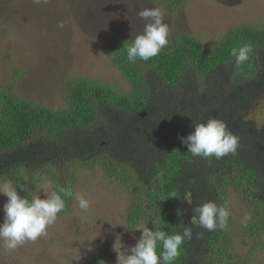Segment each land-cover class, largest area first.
Returning a JSON list of instances; mask_svg holds the SVG:
<instances>
[{"label": "trees", "instance_id": "1", "mask_svg": "<svg viewBox=\"0 0 264 264\" xmlns=\"http://www.w3.org/2000/svg\"><path fill=\"white\" fill-rule=\"evenodd\" d=\"M184 1L155 0L168 17ZM202 37L180 33L159 55L129 63L131 41L107 33L109 64L129 89L101 76L68 74L61 107L0 88V182L11 180L29 199L46 181L75 193L81 173L99 168L107 181L129 191V230L152 229L154 220L169 232L192 227V239L173 264H251L264 257L263 105L251 114L264 103V17L227 26L214 43ZM245 43L253 52L238 67L231 50ZM194 76L216 78L205 84ZM210 118L225 121L239 137L234 155L194 157L181 143L193 125ZM73 199L66 198L59 215L70 211ZM209 200L229 202L226 230L191 224L192 209ZM246 214L251 219L244 226ZM98 254L89 264H117L107 249Z\"/></svg>", "mask_w": 264, "mask_h": 264}, {"label": "rangeland", "instance_id": "2", "mask_svg": "<svg viewBox=\"0 0 264 264\" xmlns=\"http://www.w3.org/2000/svg\"><path fill=\"white\" fill-rule=\"evenodd\" d=\"M152 7H158L155 0H0V88L53 107L65 104L62 79L68 74L101 76L128 90L123 76L109 64L104 38L114 31L134 39L145 26L137 13ZM176 12L165 16L168 47L180 33L202 35L214 43L227 26L255 14L264 17V0H185ZM215 78L193 79L206 84ZM262 105L257 103L251 114ZM50 190L46 181L36 195L45 198ZM75 193L91 198L86 212L74 196L70 211L58 215L46 236L14 252L5 251L0 241V264H89L104 249L117 263L115 249L122 245L124 252L134 246L142 231L127 228L128 189L110 183L94 168L81 173ZM6 200L0 194V223ZM246 244L241 243L245 251ZM251 264H264V257L257 256Z\"/></svg>", "mask_w": 264, "mask_h": 264}, {"label": "clouds", "instance_id": "3", "mask_svg": "<svg viewBox=\"0 0 264 264\" xmlns=\"http://www.w3.org/2000/svg\"><path fill=\"white\" fill-rule=\"evenodd\" d=\"M137 15L145 21L144 30L130 40L126 46V56L129 63L138 60L148 61L159 55L169 44L170 27L165 22L166 12L160 7L143 8ZM59 28L64 23L58 24ZM253 46L245 43L231 50L235 64L239 67L249 60ZM187 137H180L181 143L187 147V152L194 157L222 159L229 154H235L239 147V137L234 135L225 121L210 118L206 122L197 123ZM45 198L36 195L32 199L21 195L11 180L0 182V194L7 197L3 205L4 219L0 223V241L5 251L14 252L26 242H35L47 235V229L53 225L58 215L66 209V198L75 196L82 211L91 207V198L82 193H74L71 188L55 185L48 181ZM185 201L191 204L190 197ZM191 224L199 225L208 232L226 230L231 215L229 202L218 205L209 200L192 209ZM161 218V216H160ZM250 214H246L242 223L247 226ZM157 221H152L153 228L140 225V238L134 246L118 253L117 264H173L181 255L185 240L192 239V227L185 225L182 231L169 232L156 227ZM199 237L203 233H198ZM159 248V251H158Z\"/></svg>", "mask_w": 264, "mask_h": 264}]
</instances>
